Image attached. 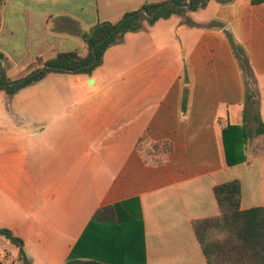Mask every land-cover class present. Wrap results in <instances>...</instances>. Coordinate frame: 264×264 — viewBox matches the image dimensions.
<instances>
[{"label": "crops", "instance_id": "0c3cea01", "mask_svg": "<svg viewBox=\"0 0 264 264\" xmlns=\"http://www.w3.org/2000/svg\"><path fill=\"white\" fill-rule=\"evenodd\" d=\"M160 1L0 0L3 65L17 78L38 58L85 56L86 32ZM213 21L245 47L256 107L245 105L239 64ZM4 98L0 228L23 239L32 264H207L193 222L220 215L215 187L237 180L241 209L264 207V3L211 0L127 33L90 76L49 73L10 98L0 90V118ZM228 126L249 134L233 165ZM161 142L172 150L157 164L146 149Z\"/></svg>", "mask_w": 264, "mask_h": 264}, {"label": "trees", "instance_id": "16d2710c", "mask_svg": "<svg viewBox=\"0 0 264 264\" xmlns=\"http://www.w3.org/2000/svg\"><path fill=\"white\" fill-rule=\"evenodd\" d=\"M211 0H162L145 4L141 9L129 12L118 23H101L83 35L87 44V54L81 56L77 52L58 53L55 57L44 60L38 58L26 69L23 77L11 78L3 65L5 56L0 53V90L10 98L22 89L43 80L49 73L72 75H92L101 66L107 50L120 43L127 33L143 30L153 26L161 19H169L173 15L186 17L189 12L205 9ZM221 4L235 0H217ZM254 5L264 3V0H251ZM148 14H155L150 18ZM185 23L192 24L187 19ZM211 27L221 29L227 37L233 54L239 64L243 77L245 105L256 107L259 97L257 81L245 47L233 36L228 24L213 21ZM1 27V23H0ZM188 96L181 101L183 117L187 116ZM260 127L258 134L264 133V124L257 116ZM249 134L239 126H228L223 132L224 147L229 165L242 161L245 157L235 153L240 143H246ZM145 140L141 138L139 146ZM143 150L142 148L140 149ZM172 150L169 142L151 145L146 149L147 155L157 164L166 160V155ZM220 207V215L200 219L193 222V229L201 245L207 264H264V207L248 210L241 209L242 188L237 180L218 185L214 189ZM114 207L99 210L93 217L97 219L101 212L112 211ZM0 236L5 237L19 249L21 264H32L24 250V241L8 228H0ZM72 258V255H71ZM66 264H71L67 262Z\"/></svg>", "mask_w": 264, "mask_h": 264}, {"label": "rangeland", "instance_id": "374dc122", "mask_svg": "<svg viewBox=\"0 0 264 264\" xmlns=\"http://www.w3.org/2000/svg\"><path fill=\"white\" fill-rule=\"evenodd\" d=\"M181 54H182V52H181ZM25 75H26V73L23 72L22 74L19 75V77H23ZM5 98H4V100H5ZM10 111H12V110L10 109L8 103H6V100H5L3 110H2L3 117L0 118V122H3L5 124L4 127H6L7 123H12V120L9 118ZM251 112H253V110H251ZM0 127H2V126L0 125ZM4 238H0V248L4 249L6 252V257L3 260V262H4V264H12L13 261L9 262L11 260V258L13 257L11 251L16 252V247L13 244L12 245L8 244L7 240ZM13 264H21V263L18 261H15Z\"/></svg>", "mask_w": 264, "mask_h": 264}, {"label": "built area", "instance_id": "2783aa9c", "mask_svg": "<svg viewBox=\"0 0 264 264\" xmlns=\"http://www.w3.org/2000/svg\"><path fill=\"white\" fill-rule=\"evenodd\" d=\"M6 257V252L4 249L0 248V262H3V260Z\"/></svg>", "mask_w": 264, "mask_h": 264}, {"label": "water", "instance_id": "95a60500", "mask_svg": "<svg viewBox=\"0 0 264 264\" xmlns=\"http://www.w3.org/2000/svg\"><path fill=\"white\" fill-rule=\"evenodd\" d=\"M189 4H191V0H189ZM142 11H143L145 14H148V12H147L146 9H143ZM154 15H155V14H150V15L148 14V16H149L150 18H153ZM90 82L92 83V82H93V79H91Z\"/></svg>", "mask_w": 264, "mask_h": 264}]
</instances>
